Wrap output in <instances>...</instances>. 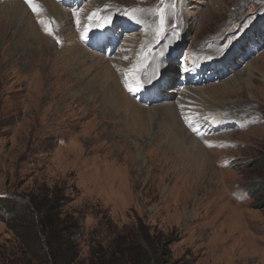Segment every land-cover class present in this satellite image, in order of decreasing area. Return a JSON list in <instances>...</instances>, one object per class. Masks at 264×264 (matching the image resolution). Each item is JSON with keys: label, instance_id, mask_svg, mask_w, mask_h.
I'll list each match as a JSON object with an SVG mask.
<instances>
[{"label": "rangeland", "instance_id": "1", "mask_svg": "<svg viewBox=\"0 0 264 264\" xmlns=\"http://www.w3.org/2000/svg\"><path fill=\"white\" fill-rule=\"evenodd\" d=\"M29 3L0 0V197L66 186L83 260L109 241L106 218L122 229L139 217L175 232L180 264H264V0ZM220 49V77L208 65L186 76L189 55L222 63ZM155 55L173 69L148 94ZM209 103L221 129L206 124ZM170 110L209 162L180 148ZM0 246H18L1 220Z\"/></svg>", "mask_w": 264, "mask_h": 264}, {"label": "trees", "instance_id": "2", "mask_svg": "<svg viewBox=\"0 0 264 264\" xmlns=\"http://www.w3.org/2000/svg\"><path fill=\"white\" fill-rule=\"evenodd\" d=\"M70 194L64 185L35 182L16 197H0V220L18 245L0 246L6 264H180L175 232L152 229L139 217L122 229L106 218L109 241L92 242L89 258L81 259L84 218L71 209Z\"/></svg>", "mask_w": 264, "mask_h": 264}, {"label": "bare ground", "instance_id": "3", "mask_svg": "<svg viewBox=\"0 0 264 264\" xmlns=\"http://www.w3.org/2000/svg\"><path fill=\"white\" fill-rule=\"evenodd\" d=\"M23 1H25V2H27L28 4H30L29 3V0H23ZM22 2V1H21ZM16 4H17V2H16ZM19 4V6L20 7H24L23 6V4H21L20 2L18 3ZM25 8V7H24ZM184 10V9H183ZM113 13V12H112ZM115 13V12H114ZM50 15V16H49ZM97 15H98V13H97V11H96V13H92L91 15H89V20H92V21H94V19H96V17H97ZM77 16H79V14L77 15ZM76 16V22L77 23H80V19L78 18ZM48 17V18H47ZM54 17V18H53ZM101 17V15L99 16V18ZM127 17V16H126ZM46 18H47V21L48 22H52V20H54V19H59L56 15H53L51 12H49V14H47L46 15ZM102 18V17H101ZM100 18V19H101ZM128 19H129V17H128ZM131 19H133V18H131ZM131 19H129L130 20V22L131 23H133V20H131ZM128 20V21H129ZM95 22V21H94ZM257 31V30H256ZM106 32V31H105ZM105 32H103L102 34H105ZM89 33H90V35H94V33H97L95 30L93 31V29L92 28H90L89 29ZM258 33H260V32H258ZM262 33V32H261ZM111 37V33H106L105 34V37L104 38H106V37ZM174 39V38H173ZM257 39V38H256ZM145 41V40H144ZM230 41V40H229ZM256 41V40H255ZM258 43V42H257ZM195 46V45H194ZM201 46L202 47H204V45H200V44H198V45H196V49L197 48H201ZM218 53L220 54V56L222 57V58H220V61L222 62V63H220V62H217V61H214L213 59H208V57L207 56H205V57H203L204 55H202V54H194V55H189V57H190V61L192 62L190 65L189 64H186V65H183V69H184V73L186 74V76L187 75H191V73L193 72H195V73H197V72H199V71H201V69H198V66H200V67H206L207 65H208V68H211V66H213V69H211V71H214V73H216V75H217V77H220V74L222 73V72H217V71H223V70H220V69H216V67L217 66H223V68L225 69L229 64H230V59H228L227 60V53H226V55H221V53H222V51H221V49L218 51ZM76 55V54H75ZM77 56V55H76ZM75 56V57H76ZM154 58L155 59H153L152 61H151V64L152 63H154V70L153 71H155L154 72V75L153 76H151V78H150V82L148 83V85H146V86H141L142 87V90L143 89H145L146 90V92L149 94V93H156L157 92V90L159 91V89H158V87L156 88V86L157 85H159V83L160 82H158L157 81V77L160 75V74H162L163 72H168V71H171V69H173V68H168L167 66H163V64L160 62V61H158L159 60V56H157V55H155L154 56ZM169 60V59H168ZM170 63H171V61H170ZM147 64L148 65H150V63H148L147 62ZM193 64H194V66L195 67H197V68H194L193 67ZM135 65V64H134ZM135 67L137 68V70L134 72V74H133V72H132V70H133V65L130 67V68H127V69H125L126 71H128V73H130L131 74V76H133L134 78H135V83H139V78H141V76H142V69H141V67H140V65H135ZM159 67V68H158ZM164 68H167V69H169L168 71H167V69H164ZM215 70H217V71H215ZM229 71H230V69H229ZM172 73V72H171ZM223 74H225V73H223ZM110 75V74H109ZM224 76V75H223ZM107 78V77H106ZM142 79V78H141ZM186 79V78H185ZM109 80V79H108ZM166 80V79H165ZM157 82V83H156ZM170 82H173V81H171V78L169 77V79H168V83H170ZM167 83V84H168ZM185 89H187V88H185ZM155 90H156V92H155ZM166 93H168V94H170V93H172L171 91H169V92H166ZM207 106L204 108V118H205V120L207 121V123L206 124H210V126H212L213 128L212 129H214V128H219V129H221L222 127H223V125L225 124V120H223L222 118H220L218 115H217V113H218V111H217V107H215L212 103H209V104H206ZM144 112V111H143ZM170 114L172 115V117H173V119H174V124L176 125V127L178 128V130H177V136L181 139L180 140V143H178L179 144V146H180V148L185 152V151H187L188 149H191L190 147H192V148H194L195 150H193V152H196V156L194 155L193 157H194V159L195 160H199V161H202V162H205L206 161V163L207 162H209V152L206 150V149H204V147L200 144V142L198 141V140H196V139H194V137L192 136V135H190L186 130H185V128H183L182 126H180V124H179V122H178V118H177V114H176V112L174 111H171L170 110ZM169 114V115H170ZM140 117H147L146 119H143L144 120V123L146 122V123H148L149 124V122H150V120H151V118L150 117H153V114L152 113H146V112H144V114L142 113V115L140 116ZM148 120V121H147ZM172 120V119H171ZM144 124V125H148V124ZM209 126V127H210ZM149 128V127H148ZM209 129H211V128H209ZM180 136H179V135ZM182 135H185V138L182 136ZM193 137V138H192ZM187 138V139H186ZM187 141L186 143V147H184L185 145L183 144V142L184 141ZM179 142V141H178ZM188 148V149H187ZM185 161V160H184ZM186 164H187V162H186ZM186 164H184V165H186ZM187 166H189V165H187ZM189 167H192V169H194L195 170V172L197 171V169H200L201 167H197V168H193V166H189ZM127 176V175H126ZM128 177V176H127Z\"/></svg>", "mask_w": 264, "mask_h": 264}, {"label": "snow or ice", "instance_id": "4", "mask_svg": "<svg viewBox=\"0 0 264 264\" xmlns=\"http://www.w3.org/2000/svg\"><path fill=\"white\" fill-rule=\"evenodd\" d=\"M33 10H34V11L36 10L35 6H33ZM50 34H51V32H50Z\"/></svg>", "mask_w": 264, "mask_h": 264}]
</instances>
